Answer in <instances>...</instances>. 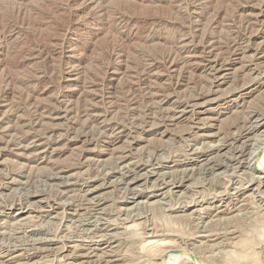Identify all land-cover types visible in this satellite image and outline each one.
<instances>
[{
	"label": "rangeland",
	"instance_id": "1",
	"mask_svg": "<svg viewBox=\"0 0 264 264\" xmlns=\"http://www.w3.org/2000/svg\"><path fill=\"white\" fill-rule=\"evenodd\" d=\"M170 260L264 264V0H0V264Z\"/></svg>",
	"mask_w": 264,
	"mask_h": 264
},
{
	"label": "bare ground",
	"instance_id": "2",
	"mask_svg": "<svg viewBox=\"0 0 264 264\" xmlns=\"http://www.w3.org/2000/svg\"><path fill=\"white\" fill-rule=\"evenodd\" d=\"M257 156V155H256ZM262 170V169H261ZM172 255V254H171ZM170 255V258L171 257H173V258H171V259H174V262H176V261H178V260H180V258H181V260H182V254L181 255H177V256H171ZM184 255V254H183ZM185 258V257H184ZM189 258H191L190 256H189ZM186 259H187V257H186ZM192 259V261H195V259L194 258H191ZM166 262V261H165ZM189 262H191V261H189ZM195 262H197V261H195ZM167 264H171V260H170V262L168 261V263ZM173 264V263H172Z\"/></svg>",
	"mask_w": 264,
	"mask_h": 264
}]
</instances>
